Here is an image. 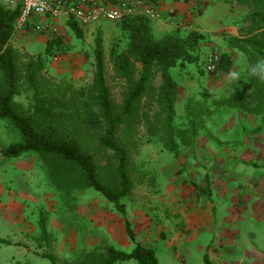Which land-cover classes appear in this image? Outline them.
<instances>
[{
    "label": "rangeland",
    "instance_id": "374dc122",
    "mask_svg": "<svg viewBox=\"0 0 264 264\" xmlns=\"http://www.w3.org/2000/svg\"><path fill=\"white\" fill-rule=\"evenodd\" d=\"M198 1L203 3L202 0H197L196 3ZM217 3L216 11L219 13L215 22L208 24L209 21L205 20L203 24H193L194 27L192 25L190 27V23L185 27L177 25L175 30L178 35L196 31L205 36L200 44L199 61L195 64H185L184 67H176L171 71L178 84L175 126L187 128L189 119L201 115L196 118L195 140L211 135L208 123L212 116H206L204 112L212 100L225 99L240 91L249 102L253 97L251 88L244 84V78L248 75L246 65H251L248 56L237 49L227 47L221 39L223 35L233 36L229 34L230 29H235L238 37L250 35L252 26L245 17L251 10L235 2L217 0ZM203 7L204 5L202 9ZM202 9L196 11L198 15ZM68 22L66 26H60L57 36L61 39V46L54 48L50 55H46L49 38L14 30L10 45L20 55L18 72L24 69L30 59L39 58L44 62V69L40 73L42 81L55 85L67 83L75 89L89 88L92 85L95 68L94 40L97 32H102V29L98 26L92 32L83 31V37L78 39L68 26ZM113 25L116 32L107 30L105 36L102 32L105 49L104 75L115 112L120 113L132 85L116 76L108 59L110 45L119 38L116 25ZM212 53H217L219 57L222 53L231 54L233 59L231 72L240 73V80L237 83L229 82L231 72H221L214 76L206 70L205 59ZM160 84V75L156 74L148 92L136 104L133 118L127 125L121 126L117 133V142L126 148L132 163L129 170L132 191L124 200L127 217L133 231H137L144 222L150 221L154 224L148 231L150 237L146 239L147 243L138 238L136 243L153 250L159 264H181L182 261L185 264H206L201 263L198 249L192 248L191 255L187 256V250L182 245L175 249L171 244L168 228L179 220L173 213L177 202L175 185L185 172L183 162L185 163V159H192L195 141L191 144L180 141V155L174 158L165 149L161 140L155 139L154 142L150 140L148 122L163 118L157 101V89ZM17 100L24 105L27 104V94H23ZM262 118L264 120V115ZM18 139L15 130L8 124L0 123V152ZM260 143L264 146V140ZM81 145L83 151L92 157L100 179H104L108 170L116 164L112 153L98 145L97 133L94 132L81 134ZM261 155L264 157V148ZM229 178H235V174H231ZM183 179L184 177L181 183L184 182ZM189 184L191 185V182ZM0 189L10 196L12 209L10 213L0 209V223H7L14 228L12 226L14 221H26L33 227L35 235L41 237L39 223L43 220L46 230L50 231L49 242L40 240L39 244H35L36 251L40 252L38 254L40 258L30 256L33 264H97L106 259L109 247L128 253L135 248V244L130 240L128 246L117 244L121 239L118 231L123 228V221L112 206L95 192L81 193L78 205L73 209L60 204L58 195L43 180L39 164L31 155L25 154L17 159L7 160L0 154ZM7 198L3 199L4 204ZM259 200L264 202V194ZM252 202L257 206V201ZM212 204L214 208L211 215H215L217 226L207 231L195 232L193 235H201L207 242H214L217 238L227 235L229 238L239 236L241 240L237 245L241 249L242 247L251 249L253 243L259 249H264V214L260 213L258 218L249 222L248 214L251 207L242 209V204L244 208L246 204L232 203L228 197L226 200L218 198L215 192ZM221 207H224L223 211ZM236 211L241 214L240 221L243 227H224L228 222L225 217H228L230 212L238 214ZM6 230L9 229L3 228L0 235L5 237ZM113 238L117 242L113 243ZM14 253L13 246H0L1 263L9 264L10 261L7 259ZM116 264L137 263L130 260Z\"/></svg>",
    "mask_w": 264,
    "mask_h": 264
},
{
    "label": "trees",
    "instance_id": "16d2710c",
    "mask_svg": "<svg viewBox=\"0 0 264 264\" xmlns=\"http://www.w3.org/2000/svg\"><path fill=\"white\" fill-rule=\"evenodd\" d=\"M225 1L251 10L245 18L252 30L247 36L223 35L221 39L227 47L248 56L251 64L264 59V0ZM18 15L16 9L10 10L0 2V123L8 124L19 138L0 154L7 160L31 155L39 164L43 180L56 192L64 207L73 209L77 206L79 195L85 191L95 192L112 206L121 217L126 235L135 248L128 253L109 247L106 259L97 264L130 260L137 264H159L153 250L136 243L127 217L124 200L132 191L129 176L132 163L126 148L118 144L117 133L121 126L131 121L136 104L148 92L154 76L159 74L161 84L157 89V101L163 118L148 122L150 140H161L174 158L180 155V141L187 144L195 141L196 118L201 115L189 119L187 128L175 126L178 84L171 71L199 61L200 44L205 36L196 31L185 35L174 31L158 39L153 33L151 21L141 15L124 18L115 24L119 38L110 45L108 59L116 76L132 85L120 113H116L105 81L102 32L98 31L94 40L92 85L79 89L67 83L55 85L41 80L44 62L39 58L30 59L18 72L20 55L10 45ZM68 21L75 37L81 39L83 30L74 21ZM60 46L59 37L49 38L46 55ZM232 69L231 54L222 53L216 70L210 74L229 73ZM244 84L252 90L250 102L241 91L235 92L228 98L212 100L204 114L213 116L221 109H236L264 115V80L248 74ZM23 94H27L28 99L25 105L17 100ZM91 132L97 133L98 145L111 152L116 161L104 179H100L92 157L82 149L81 134ZM39 226L45 236L43 220H40Z\"/></svg>",
    "mask_w": 264,
    "mask_h": 264
},
{
    "label": "crops",
    "instance_id": "0c3cea01",
    "mask_svg": "<svg viewBox=\"0 0 264 264\" xmlns=\"http://www.w3.org/2000/svg\"><path fill=\"white\" fill-rule=\"evenodd\" d=\"M149 1L161 13V20L150 22L153 33L158 39L173 33L177 25L185 27L190 23L191 27L195 23L203 24L205 20L211 24L215 22L219 13L216 11L217 0H202L204 7L200 15L194 10L197 0ZM67 22L62 19L60 25L66 26ZM98 26L102 29L104 36L107 30L116 32L115 26L106 22L90 27H80V29L92 32ZM229 34L238 37L235 29H230ZM208 124L211 135L195 140L192 159H185V163L183 162L185 172L175 185L177 202L173 213L179 220L168 228L172 247L176 249L182 245L187 250V256L191 255L192 248L198 249L201 263L206 264H264V249H259L254 243L251 244V249L246 247L241 249L237 245L241 240L239 236L229 238L227 235V237L217 238L214 242H207L203 236L193 235L195 232L207 231L217 226L215 215H211L214 208L212 207L214 192L218 198L226 200L228 197L232 203L246 204V208L242 204V209L251 207L248 214L249 222L258 218L260 213L264 214V202L259 200V197L264 194V157L261 155L264 146L260 143L264 140V135H261L264 134L262 115L258 116L236 109L220 110L212 116ZM231 174H235V178H229ZM182 177L185 184L180 182ZM6 197L8 200L4 204L3 199ZM252 201H257V206ZM10 205V196L0 189V209L10 213L12 211ZM223 209L224 207H221L222 211ZM236 212L238 214L230 212L229 216L225 217L228 222L224 224V227H243L240 221L241 214ZM12 224L14 228L7 223H0V231L3 228L9 229L6 230L5 237L0 235V246H13L15 251L7 261H10L9 264H33L30 256L40 258L38 255L40 252L36 251L35 244H39L40 240L49 242L50 231L46 230L45 236L41 232L40 237L35 235L33 227L26 221H14ZM153 225L150 221L144 222L143 226H139L137 231H134L136 238L147 243L146 239L150 237L148 231L153 228ZM118 233L121 239L117 242L113 238V243L128 246L129 239L125 230L119 229ZM0 264H2L1 261ZM181 264L185 262L182 261Z\"/></svg>",
    "mask_w": 264,
    "mask_h": 264
},
{
    "label": "built area",
    "instance_id": "2783aa9c",
    "mask_svg": "<svg viewBox=\"0 0 264 264\" xmlns=\"http://www.w3.org/2000/svg\"><path fill=\"white\" fill-rule=\"evenodd\" d=\"M1 4L17 10L15 32L40 34L57 38L60 20H72L79 27H90L101 22L117 24L124 18L144 16L149 21L161 20V13L149 0H0ZM195 4L194 10L202 9ZM220 61L217 53L208 55L205 68L214 72Z\"/></svg>",
    "mask_w": 264,
    "mask_h": 264
},
{
    "label": "clouds",
    "instance_id": "9594fccd",
    "mask_svg": "<svg viewBox=\"0 0 264 264\" xmlns=\"http://www.w3.org/2000/svg\"><path fill=\"white\" fill-rule=\"evenodd\" d=\"M246 70L250 76L264 80V59H258L255 64L246 65ZM228 79L230 83H237L240 80V73L231 72Z\"/></svg>",
    "mask_w": 264,
    "mask_h": 264
}]
</instances>
